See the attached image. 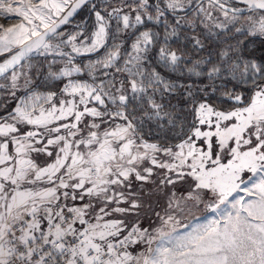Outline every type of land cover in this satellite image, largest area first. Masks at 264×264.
Masks as SVG:
<instances>
[{"label":"snow or ice","instance_id":"1","mask_svg":"<svg viewBox=\"0 0 264 264\" xmlns=\"http://www.w3.org/2000/svg\"><path fill=\"white\" fill-rule=\"evenodd\" d=\"M0 18V264H264V0Z\"/></svg>","mask_w":264,"mask_h":264},{"label":"rangeland","instance_id":"2","mask_svg":"<svg viewBox=\"0 0 264 264\" xmlns=\"http://www.w3.org/2000/svg\"><path fill=\"white\" fill-rule=\"evenodd\" d=\"M241 7H243V6L241 5ZM86 16H87V11L84 10L78 18H75V22L79 23ZM168 18L170 19L171 17H168ZM172 18H173V16H172ZM17 22L18 21L15 19L5 21L3 18H0V23L6 24V26H10L11 24H15ZM90 23H91V21L89 20V24ZM73 30H74V26L71 24L66 27V31H68V32H71ZM161 36L163 37V33L161 34ZM173 42H174V40L172 41V43ZM172 45H173V47H175L177 44H172ZM42 59H43L42 57H35L33 62L37 63ZM77 59L78 60L82 59L85 62H87L89 59H95V56L78 57ZM213 217H214V214L211 213L209 210L205 209L203 206H201L198 209H193L191 212L178 213L177 219L180 221V224L178 226L179 232L183 233L186 231H190L193 226L207 223L208 220H211ZM153 219H155V217ZM157 223H159V221H157ZM185 226H187V227H185Z\"/></svg>","mask_w":264,"mask_h":264},{"label":"trees","instance_id":"3","mask_svg":"<svg viewBox=\"0 0 264 264\" xmlns=\"http://www.w3.org/2000/svg\"><path fill=\"white\" fill-rule=\"evenodd\" d=\"M82 12L76 18H78L82 14ZM168 17H171L172 18V15L169 14ZM171 18L170 19L168 18L169 21H171L173 19V18L172 19ZM65 27H67V26H65ZM157 30L160 31L161 34L163 33V27L162 26H157ZM172 44H176L175 40H174V42ZM256 47L258 49V51L256 52V55L257 56L264 55V48L261 47L259 41H257Z\"/></svg>","mask_w":264,"mask_h":264},{"label":"water","instance_id":"4","mask_svg":"<svg viewBox=\"0 0 264 264\" xmlns=\"http://www.w3.org/2000/svg\"><path fill=\"white\" fill-rule=\"evenodd\" d=\"M76 18V17H75Z\"/></svg>","mask_w":264,"mask_h":264}]
</instances>
